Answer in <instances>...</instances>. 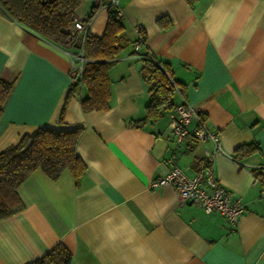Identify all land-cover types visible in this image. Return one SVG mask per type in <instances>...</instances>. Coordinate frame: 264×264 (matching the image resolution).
<instances>
[{
    "label": "crops",
    "instance_id": "1",
    "mask_svg": "<svg viewBox=\"0 0 264 264\" xmlns=\"http://www.w3.org/2000/svg\"><path fill=\"white\" fill-rule=\"evenodd\" d=\"M122 49L108 69L109 108L82 111L85 89L71 95L72 60L61 46L0 11V78L13 81L0 116V150L40 126L81 127L76 152L86 168L78 184L66 168L56 179L33 170L16 188L22 208L0 218V264H27L58 242L68 264H264V0H120ZM94 0L75 9L86 18ZM108 17L94 9L88 31ZM160 20V22H158ZM135 27L145 40L137 51ZM167 65L178 82L173 107L141 127L148 85L143 57ZM200 111L220 134L214 172L244 206L229 223L215 210L181 201L165 175L168 159L191 176L212 141L175 142L170 120L179 103ZM191 120L188 126H192ZM256 149L233 158L239 145ZM260 167V168H259Z\"/></svg>",
    "mask_w": 264,
    "mask_h": 264
},
{
    "label": "trees",
    "instance_id": "2",
    "mask_svg": "<svg viewBox=\"0 0 264 264\" xmlns=\"http://www.w3.org/2000/svg\"><path fill=\"white\" fill-rule=\"evenodd\" d=\"M81 0H0V11L10 19L26 26L43 38L66 49L70 29L75 18V9ZM94 7L83 21L91 18ZM108 17L103 33L98 36L88 30L84 34L82 70L73 80L59 113L63 121L68 101L79 87L85 89L81 98L82 111L106 110L109 108L111 85L108 69L122 49L123 32L126 28L113 7H108ZM160 22V20H158ZM80 36L74 38L69 51L80 49ZM140 74L148 85L149 100L145 115L131 124L141 127L147 119H157L162 111L173 107L175 88L167 65L150 56L143 57ZM13 81L0 78V116L3 104L12 88ZM81 127L58 129L40 126L24 133L17 142L0 150V218L16 213L22 208L17 195L18 185L35 169H41L48 177L56 179L68 168L78 184L86 165L76 152V142ZM253 142L239 145L233 158L248 155L256 149ZM71 252L58 242L46 253L27 264H68Z\"/></svg>",
    "mask_w": 264,
    "mask_h": 264
},
{
    "label": "built area",
    "instance_id": "3",
    "mask_svg": "<svg viewBox=\"0 0 264 264\" xmlns=\"http://www.w3.org/2000/svg\"><path fill=\"white\" fill-rule=\"evenodd\" d=\"M119 1L94 0L93 7L96 8L102 3V6L106 9L108 7L115 8L117 16L122 17ZM89 20L90 18L86 21H83L81 18H75L70 29V38L66 43V51L72 60L73 80L79 76L82 70L84 61L82 45L84 34L88 30ZM135 31L136 37L132 41V47L134 51H137L140 44L144 42L145 36L139 27H135ZM76 35L80 36L81 46L78 52L73 53L69 51V47ZM170 82L175 90L179 91L177 85L171 78ZM191 120L194 121V124L189 127L188 123ZM170 130L175 142H179L184 137H192L200 141L208 139L213 143L212 150L204 151L201 165L191 176L187 175L174 163L173 159L169 158L167 160L170 164L169 171L165 175L152 180L150 185H169L176 191L181 201L188 200L195 202L207 212L212 210L218 211L229 223L234 224L243 213L244 206L240 199L232 197L231 192L220 183L215 175V156L219 153H224L221 147L219 132L210 130L201 117L199 109L187 102L176 105L175 114L170 120ZM258 170L260 169H256L255 171V178L264 180V172H262V175H259Z\"/></svg>",
    "mask_w": 264,
    "mask_h": 264
}]
</instances>
